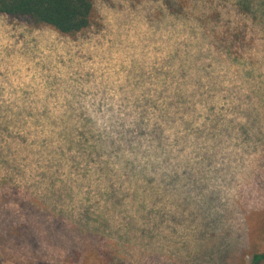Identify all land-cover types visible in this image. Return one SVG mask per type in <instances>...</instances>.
Returning <instances> with one entry per match:
<instances>
[{"label": "rangeland", "instance_id": "obj_1", "mask_svg": "<svg viewBox=\"0 0 264 264\" xmlns=\"http://www.w3.org/2000/svg\"><path fill=\"white\" fill-rule=\"evenodd\" d=\"M95 11L74 38L0 15V264H249L264 0Z\"/></svg>", "mask_w": 264, "mask_h": 264}, {"label": "trees", "instance_id": "obj_2", "mask_svg": "<svg viewBox=\"0 0 264 264\" xmlns=\"http://www.w3.org/2000/svg\"><path fill=\"white\" fill-rule=\"evenodd\" d=\"M95 1L0 0V15L23 20L35 28L47 27L62 36L74 38L95 23ZM217 16L219 13H209L206 19L213 20ZM234 37L239 40L238 36ZM230 41L234 45L233 39ZM261 263H264V252L254 254L249 264Z\"/></svg>", "mask_w": 264, "mask_h": 264}]
</instances>
